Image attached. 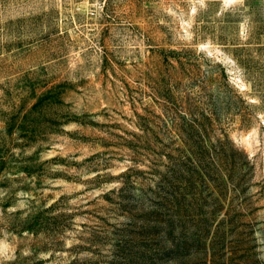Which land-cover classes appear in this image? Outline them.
I'll return each instance as SVG.
<instances>
[{
	"label": "rangeland",
	"instance_id": "obj_1",
	"mask_svg": "<svg viewBox=\"0 0 264 264\" xmlns=\"http://www.w3.org/2000/svg\"><path fill=\"white\" fill-rule=\"evenodd\" d=\"M0 264H264V0H0Z\"/></svg>",
	"mask_w": 264,
	"mask_h": 264
}]
</instances>
